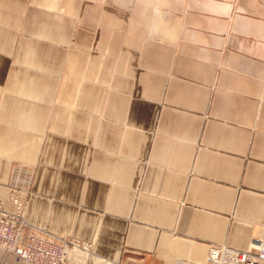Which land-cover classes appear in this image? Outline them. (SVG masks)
I'll return each mask as SVG.
<instances>
[{"label": "crops", "instance_id": "obj_1", "mask_svg": "<svg viewBox=\"0 0 264 264\" xmlns=\"http://www.w3.org/2000/svg\"><path fill=\"white\" fill-rule=\"evenodd\" d=\"M115 264L264 236V0H0V203Z\"/></svg>", "mask_w": 264, "mask_h": 264}, {"label": "built area", "instance_id": "obj_2", "mask_svg": "<svg viewBox=\"0 0 264 264\" xmlns=\"http://www.w3.org/2000/svg\"><path fill=\"white\" fill-rule=\"evenodd\" d=\"M33 176L34 171L24 164H16L12 169L8 200L14 210L6 209L0 203V251L25 264H68L71 253L80 249L94 257L92 263L87 259L84 264H115L101 258L98 261L91 247L76 239H61L42 229H32L28 235L25 234L29 226L25 220V209L31 195ZM192 264H264V236L261 240H254L245 250L212 245L203 263Z\"/></svg>", "mask_w": 264, "mask_h": 264}, {"label": "bare ground", "instance_id": "obj_3", "mask_svg": "<svg viewBox=\"0 0 264 264\" xmlns=\"http://www.w3.org/2000/svg\"><path fill=\"white\" fill-rule=\"evenodd\" d=\"M89 253L88 252H85L83 250H75L74 252L71 253L70 255V258H69V263H72V264H79V263H82L84 264V262H86V260L88 259L89 257ZM98 261H101V259L95 257ZM103 259V258H102ZM68 263V264H69ZM108 264V263H107ZM109 264H112V263H109Z\"/></svg>", "mask_w": 264, "mask_h": 264}, {"label": "rangeland", "instance_id": "obj_4", "mask_svg": "<svg viewBox=\"0 0 264 264\" xmlns=\"http://www.w3.org/2000/svg\"><path fill=\"white\" fill-rule=\"evenodd\" d=\"M85 251V250H83ZM89 262L92 263L94 261V257L92 256H89L88 258ZM0 264H25V263H22V262H19L17 260L14 259V257H12L11 255L9 254H6V253H2L0 251ZM69 264H72V263H69Z\"/></svg>", "mask_w": 264, "mask_h": 264}]
</instances>
